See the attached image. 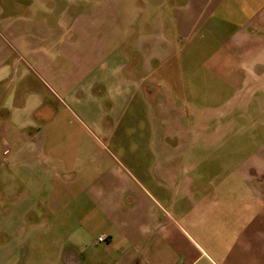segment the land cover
Segmentation results:
<instances>
[{"label":"crops","instance_id":"obj_1","mask_svg":"<svg viewBox=\"0 0 264 264\" xmlns=\"http://www.w3.org/2000/svg\"><path fill=\"white\" fill-rule=\"evenodd\" d=\"M0 264H264V0H0Z\"/></svg>","mask_w":264,"mask_h":264},{"label":"rangeland","instance_id":"obj_2","mask_svg":"<svg viewBox=\"0 0 264 264\" xmlns=\"http://www.w3.org/2000/svg\"><path fill=\"white\" fill-rule=\"evenodd\" d=\"M206 103V106H214L216 100L207 99ZM183 125H185V123ZM211 127L214 129L215 124H213ZM212 128L208 132L209 136H205L206 138L212 136ZM159 129L160 127L158 124H156V152L158 156L156 159V166L158 165L159 168L157 176L159 173H162L161 170L164 168H169L175 172L177 178L175 179L174 183H177V189H172L171 192H175L178 198H180L182 190L181 185L184 186L185 182L189 179V181L193 183L191 186L192 191H198L201 194L199 197V195H196V192H194L193 197L195 199H202L203 197L205 202H209V206H223L224 204L230 202L231 198L227 197L226 194L227 186L225 184L222 186V182L219 178L221 171L220 165L217 162V151L214 148L209 147V157V154H207V151H205L206 149L200 146L189 147L186 145L183 147H177L176 149L173 148L172 151H168L166 149L164 150V148H162L157 141ZM194 132L200 134V132L197 130ZM200 159H202L203 162H205L206 159L212 161L211 163H201ZM158 181L160 183L163 182L161 181V178L158 179ZM166 186H168V184H166ZM222 187H224L226 190H223ZM186 189H188V187H186ZM177 202L179 205L180 200ZM173 206H177L176 203Z\"/></svg>","mask_w":264,"mask_h":264},{"label":"built area","instance_id":"obj_3","mask_svg":"<svg viewBox=\"0 0 264 264\" xmlns=\"http://www.w3.org/2000/svg\"><path fill=\"white\" fill-rule=\"evenodd\" d=\"M102 239L100 238L99 241H101Z\"/></svg>","mask_w":264,"mask_h":264}]
</instances>
